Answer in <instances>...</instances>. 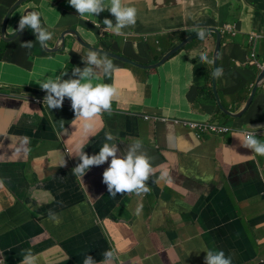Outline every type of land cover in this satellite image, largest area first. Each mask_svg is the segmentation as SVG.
<instances>
[{
	"label": "crops",
	"instance_id": "0c3cea01",
	"mask_svg": "<svg viewBox=\"0 0 264 264\" xmlns=\"http://www.w3.org/2000/svg\"><path fill=\"white\" fill-rule=\"evenodd\" d=\"M19 1L22 7L12 14L6 37L17 33L20 15L39 8L56 41L62 31L74 29L89 44L145 66L102 54L115 68L109 74L96 69L92 83L112 85L117 93L111 111L96 116L91 131L70 104L51 110L30 97L45 92L38 82L64 72L68 79L73 67L83 68L89 50L68 43L63 51L47 52L31 29L3 40V20ZM125 3L136 7V23L117 35L103 30L104 18L116 23L107 9L81 17L68 0H0V84H11L0 86V264H20L22 250L28 249L37 264H83L86 255L98 264H204L208 249L223 251L232 264H264L259 262L264 258V156L243 147L241 135L199 139L175 124L176 119L232 123L218 114L212 85L211 95L208 90L217 39L208 30L228 23L238 35H222L217 90L231 112L251 96L249 113L237 123L264 125V78L259 80L264 70L250 64L254 48L248 42L252 32L262 36L254 51L264 64V0ZM197 29L205 31L204 39L192 40L162 66L147 68L180 43L181 34ZM24 41H32V48L22 47ZM48 42L53 46V39ZM201 53L209 63L200 60ZM35 66L39 91L23 94L19 86ZM105 132L113 134L109 143L117 144L118 155L139 141L140 150L153 158L149 191L110 196L102 174L111 158L83 178L72 174L80 163L77 148L84 144L85 153L98 154ZM106 251L113 254L107 261Z\"/></svg>",
	"mask_w": 264,
	"mask_h": 264
},
{
	"label": "clouds",
	"instance_id": "9594fccd",
	"mask_svg": "<svg viewBox=\"0 0 264 264\" xmlns=\"http://www.w3.org/2000/svg\"><path fill=\"white\" fill-rule=\"evenodd\" d=\"M68 3L70 6L76 9L81 17H83L85 14L98 16L102 11L107 9L115 17L116 23L114 25L111 19L104 18L102 23L106 27H104L103 30H110L117 35L121 34L122 29H124L125 27L132 26L136 23L137 9L134 6L126 4L125 0H108L107 6L105 4V0H68ZM41 16L42 12L39 8H32L30 11H25L22 15H20L16 32H22L26 28L31 29L32 33L35 35L36 40L41 44V46L46 47L47 42L50 39H53V43L56 41V36L52 37V33L44 27V24L41 21ZM96 27H100V22L96 24ZM214 29L219 30L218 28ZM196 32L200 39L205 38L206 34L203 29H197ZM219 32L221 33V41L223 34H228L232 38L238 35L234 30V26L228 23L223 24ZM184 37L183 39L186 38ZM259 39H262V36L255 32H252L248 36L249 45L251 44V46L255 50L256 41ZM48 43L50 44V42ZM21 46L31 49L33 44L32 41H24L21 43ZM254 49L249 54V58L253 60L250 64L256 67L260 72L264 70V64L259 62L258 54H256ZM200 60L204 63L210 62L209 57L206 53L200 54ZM82 61L84 62L85 66L83 68H80L79 66L73 67L72 75L68 79L63 78L64 76L68 75V72H64L61 75L56 76L54 79L52 77H48L45 80L41 81L39 83V86L46 92V95H40V97H30H33L36 102L46 104L51 110L59 109L63 104L66 103L70 104L75 117L82 119L83 127L87 132L91 131V129L93 128L92 121L96 116L102 114L105 111H111L112 100L115 97L117 90L115 89V87L109 84L97 83L94 85L92 83L93 79H95L96 77V69H102L105 74H109L114 70L115 66L110 59L103 57L102 54L97 50L90 49L86 57H82ZM212 75L214 78L221 77L223 75L222 68H215ZM263 87L264 85L261 86V88ZM209 89V93H211V86H209ZM65 97L69 98L71 102H64ZM245 106L243 105L236 112H231L228 109L226 110H228L231 114L236 115L239 114ZM249 107L250 104L247 110L242 114V116L236 118L226 115L223 111L220 110L218 106V110L222 113L221 116L225 119H231V124L222 122L220 120L200 121L194 119H176V121H180V123H176L175 121V124L193 131L199 139H204L206 137H234L241 135L242 138H239L243 147L250 149L257 155L264 156V125H258V123L256 122H253L251 124L237 123V121L247 116L252 105L250 108ZM246 112L247 114L243 116ZM144 118L150 120L153 119V116L146 115L144 116ZM183 122H189L192 125H195L196 123L217 125L222 127V130L219 133L202 134L196 127L191 128L189 126H184ZM60 126L64 127L63 120H61ZM113 140V134L111 132H105L104 142L100 147V151L98 154L94 155H88L87 153H85L83 151L85 145L81 144L76 150V156L79 158L80 163H78V165L72 169V174L83 178V176L92 166H100L108 162L109 158H111L108 168L105 169L102 174L103 183L107 185L108 193L110 196L115 198L118 193L125 194L132 192L140 193L149 191L150 189L147 182L149 181L150 177L154 175V166L152 163L153 158L149 157L145 152L140 150L139 141H137L135 144L129 145L124 155H118V152L120 150L118 149L117 144L109 143ZM26 141L27 138H25V142ZM163 175L167 174L162 173V176ZM50 218L55 219V214L50 213ZM22 251L23 259L20 261V264H37V257L32 253L30 249ZM205 253L206 256L204 264H232L231 257H226L223 251L208 249L205 251ZM112 255L113 254L111 252L106 251L104 253L105 261L111 259ZM259 262L264 263V258H260ZM83 264H98V262L91 255H86ZM99 264H104V262H99ZM117 264H123V262L117 261Z\"/></svg>",
	"mask_w": 264,
	"mask_h": 264
},
{
	"label": "water",
	"instance_id": "95a60500",
	"mask_svg": "<svg viewBox=\"0 0 264 264\" xmlns=\"http://www.w3.org/2000/svg\"><path fill=\"white\" fill-rule=\"evenodd\" d=\"M20 7H22V3L20 1L17 2V3H15V6H12V8L8 10V12H7V14H6V16H5L4 20H3L2 28H1V34L4 36V39L3 40H5V41L8 40V38H10L9 39L10 41L11 40H15L16 38H18L19 36H21L24 33V31L27 29L26 28L22 32H17L14 36L6 37V35H7V32H6L7 24L10 21V19L12 17V14L16 10H18ZM208 31H211V32H213V33H215L217 35L216 48H215L214 55H213V71H214L215 68L218 67V54L220 52L221 33L219 32V30L214 29V28H209ZM58 38H57L58 41H56V43H53V46H51L47 42V46L44 47V50L47 51V52H50V53H57V52L63 51V49L65 48V46L68 45V43H69V46L71 45L72 49H73L74 44H77L78 46L80 45V46H82V47H84V48H86L88 50H90V49L97 50L99 53H101L103 55H106V56H109L111 58H114L116 60H119L121 62L128 63V64H131V65H134V66H138V67H145V66L138 65L137 63H135L132 60H129L128 58H125L123 56H120V55H117L115 53H112V52H110L107 49H104V48L101 49L98 46L89 44L85 40V38L79 32H77V30H74V29L66 30L64 32L62 31V33L60 35H58ZM196 38H198L197 33L192 34V35L186 37L185 39H183L181 41L180 44L176 45L169 52H167L155 64H152V65L148 66L147 68H156V67H159V66L163 65L177 51H179L182 47H184L186 44H188L191 40L196 39ZM261 78H264V71L262 72L259 80ZM257 86L259 87V85H257ZM212 87H213V92H214V95H215V98H216V103L219 106L220 110L223 111L226 115H229V116H233V117L238 118V117L242 116V114L247 110V108H248V106H249V104L251 102V99H252L251 97L248 98L247 104L244 107V109L239 114L234 115V114H231L228 110H226V108L223 106V103H222V101L220 99V96H219L218 91H217V88H216V79L213 77V75H212ZM1 89H2V87H0V91H1ZM21 89L23 90L22 91L23 94H28L27 93V91H28L27 89H25V88H21ZM13 91L16 92V93H19L20 92L19 90H13ZM42 93H43V95H46V92H42ZM33 96L40 97V95H35V94ZM64 102H71V100L69 98L65 97Z\"/></svg>",
	"mask_w": 264,
	"mask_h": 264
},
{
	"label": "rangeland",
	"instance_id": "374dc122",
	"mask_svg": "<svg viewBox=\"0 0 264 264\" xmlns=\"http://www.w3.org/2000/svg\"><path fill=\"white\" fill-rule=\"evenodd\" d=\"M85 15L88 16V17H92V15H89V14H85ZM39 69L40 68H38L37 66H35V68L33 70V73L26 72L25 73L24 80H23V83L24 84H23V86H19V87H22V88H25V89H33V90L39 91L38 90V88H39V82H38V88H37V85H36L37 81L40 78V77H38V74H37V72H38ZM32 81H35V84L34 85H33V82ZM2 85H4L5 87H7L8 85H11V84H7V83L0 84V86H2Z\"/></svg>",
	"mask_w": 264,
	"mask_h": 264
},
{
	"label": "built area",
	"instance_id": "2783aa9c",
	"mask_svg": "<svg viewBox=\"0 0 264 264\" xmlns=\"http://www.w3.org/2000/svg\"><path fill=\"white\" fill-rule=\"evenodd\" d=\"M176 123H180V121H176ZM184 126H189L191 128L196 127L197 129L200 130L202 134L206 133H219L222 130V127L217 126V125H209V124H199L196 123L195 125L190 124L189 122H183Z\"/></svg>",
	"mask_w": 264,
	"mask_h": 264
},
{
	"label": "trees",
	"instance_id": "16d2710c",
	"mask_svg": "<svg viewBox=\"0 0 264 264\" xmlns=\"http://www.w3.org/2000/svg\"><path fill=\"white\" fill-rule=\"evenodd\" d=\"M184 36H186V33L181 34V38L184 37ZM3 56H4V52H2L0 50V59H2ZM206 75H207V71H206ZM208 81L210 82V86H211V76L210 75L208 76ZM208 90L210 92V89L209 88H208ZM201 91L204 92V91H206V89H202ZM209 94L211 95V93H209ZM218 113L220 115H222V113L220 111Z\"/></svg>",
	"mask_w": 264,
	"mask_h": 264
},
{
	"label": "bare ground",
	"instance_id": "6f19581e",
	"mask_svg": "<svg viewBox=\"0 0 264 264\" xmlns=\"http://www.w3.org/2000/svg\"><path fill=\"white\" fill-rule=\"evenodd\" d=\"M79 23H80V21H79ZM84 26V25H83ZM86 27V26H85Z\"/></svg>",
	"mask_w": 264,
	"mask_h": 264
}]
</instances>
